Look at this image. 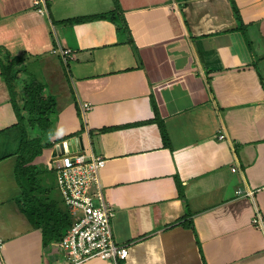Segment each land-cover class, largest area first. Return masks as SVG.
<instances>
[{
    "label": "crops",
    "instance_id": "obj_1",
    "mask_svg": "<svg viewBox=\"0 0 264 264\" xmlns=\"http://www.w3.org/2000/svg\"><path fill=\"white\" fill-rule=\"evenodd\" d=\"M35 1L0 0V55L24 59L18 98L24 73L56 112L46 132L27 123L43 152L19 174L0 74V264H70L59 241L72 219L51 165L79 136L70 152L106 159L111 230L128 248L80 264H264L252 225L264 214V0H119L121 33L97 17L114 0Z\"/></svg>",
    "mask_w": 264,
    "mask_h": 264
},
{
    "label": "built area",
    "instance_id": "obj_2",
    "mask_svg": "<svg viewBox=\"0 0 264 264\" xmlns=\"http://www.w3.org/2000/svg\"><path fill=\"white\" fill-rule=\"evenodd\" d=\"M36 0L35 4L40 5ZM67 54L68 50H62ZM56 52V50H55ZM84 110L91 107L84 103ZM224 134L220 135L223 139ZM54 161L57 186L63 197L72 225L59 241L60 248L70 264H80L92 258L125 259L128 248L117 244L111 230L114 207L104 199L100 174L106 159L84 152H66ZM242 194V191H238ZM252 195V193H248ZM252 225L264 230V214L256 211ZM3 242L0 240V254Z\"/></svg>",
    "mask_w": 264,
    "mask_h": 264
},
{
    "label": "trees",
    "instance_id": "obj_3",
    "mask_svg": "<svg viewBox=\"0 0 264 264\" xmlns=\"http://www.w3.org/2000/svg\"><path fill=\"white\" fill-rule=\"evenodd\" d=\"M114 2L115 10L109 14H103L97 17L109 16L117 24L119 33H121L127 29V23L123 16L120 1L114 0ZM241 26L243 27L244 25L242 24ZM22 62V57L10 59L8 52L5 53L4 57L0 55V74L8 86L11 102L18 116V124L15 127L21 132V140L17 152V172L24 174V172L30 171L29 174H31L32 170L26 164H29L35 157L42 154L43 139L42 137L30 138L27 123L30 128L38 127L43 132L48 131L52 127V119L56 112V97L52 94L45 93L47 89L46 84L32 80L25 82L22 98H18L17 80L20 71L18 65ZM164 130L163 135L167 140L168 136ZM180 195L182 197L185 196L182 187L180 188ZM190 214V212H187V216ZM68 216L70 217L69 213Z\"/></svg>",
    "mask_w": 264,
    "mask_h": 264
},
{
    "label": "rangeland",
    "instance_id": "obj_4",
    "mask_svg": "<svg viewBox=\"0 0 264 264\" xmlns=\"http://www.w3.org/2000/svg\"><path fill=\"white\" fill-rule=\"evenodd\" d=\"M4 56H5V54H4ZM24 60V59H23ZM20 77L23 79V80H25L26 82H27V80L24 78L25 76H24V73H21L20 74ZM61 158V155H57V156H55V157H53V159L56 161L57 159H60ZM55 163V162H54ZM56 164V163H55ZM51 165V164H50ZM51 169H54V164H52L51 165ZM55 171V170H54ZM54 174H55V177H56V173L54 172ZM55 191L57 192V194L59 195V197H61V201L63 202V197H62V195H61V193H60V190H59V188H58V186H57V184H55ZM64 203V202H63Z\"/></svg>",
    "mask_w": 264,
    "mask_h": 264
},
{
    "label": "water",
    "instance_id": "obj_5",
    "mask_svg": "<svg viewBox=\"0 0 264 264\" xmlns=\"http://www.w3.org/2000/svg\"><path fill=\"white\" fill-rule=\"evenodd\" d=\"M77 141H80L79 142V144H80V146L82 145V148H83V138L81 137V136H79L78 138H77V140L76 139H73V140H70V142H68V147H69V150L71 151V145L74 143H76ZM73 144V145H74Z\"/></svg>",
    "mask_w": 264,
    "mask_h": 264
}]
</instances>
